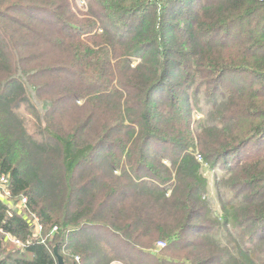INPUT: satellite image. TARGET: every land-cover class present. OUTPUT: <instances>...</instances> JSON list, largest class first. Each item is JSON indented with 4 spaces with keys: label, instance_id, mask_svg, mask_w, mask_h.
Listing matches in <instances>:
<instances>
[{
    "label": "trees",
    "instance_id": "16d2710c",
    "mask_svg": "<svg viewBox=\"0 0 264 264\" xmlns=\"http://www.w3.org/2000/svg\"><path fill=\"white\" fill-rule=\"evenodd\" d=\"M0 172V264H264V0H0Z\"/></svg>",
    "mask_w": 264,
    "mask_h": 264
},
{
    "label": "built area",
    "instance_id": "2783aa9c",
    "mask_svg": "<svg viewBox=\"0 0 264 264\" xmlns=\"http://www.w3.org/2000/svg\"><path fill=\"white\" fill-rule=\"evenodd\" d=\"M196 159L198 162L202 163V158L199 154H196ZM11 191H10V178L7 175H4L0 172V200L8 204V206L15 210L21 211L22 214H25V211L27 210V199L23 198L20 202L13 203L11 200ZM34 225H35V231L39 232L42 230V227L38 225L37 219H34ZM57 228L55 227L53 231L55 232ZM13 243L16 245L17 248H24V245L16 239H12ZM166 244L164 242H159L158 247L159 248H165ZM77 261H79V258H76Z\"/></svg>",
    "mask_w": 264,
    "mask_h": 264
},
{
    "label": "rangeland",
    "instance_id": "374dc122",
    "mask_svg": "<svg viewBox=\"0 0 264 264\" xmlns=\"http://www.w3.org/2000/svg\"><path fill=\"white\" fill-rule=\"evenodd\" d=\"M79 8L81 10H87V5L85 2L80 1V3L78 4ZM204 109V113H201L197 110L193 111V122L196 124V126H198L204 119H205V114L207 112H209V108L207 107H203ZM199 154L197 152L194 153V155ZM203 173L205 175V177L208 179V183H209V199L211 201V204L213 206V208L215 209V213L217 215H220V207H219V200L215 191V186H214V178L215 175L218 174V172H212L208 169V167H203ZM224 192V191H223ZM16 246L13 248L15 249Z\"/></svg>",
    "mask_w": 264,
    "mask_h": 264
},
{
    "label": "water",
    "instance_id": "95a60500",
    "mask_svg": "<svg viewBox=\"0 0 264 264\" xmlns=\"http://www.w3.org/2000/svg\"><path fill=\"white\" fill-rule=\"evenodd\" d=\"M54 255L57 259V264H65L64 258L59 254V246L58 245H56L54 247Z\"/></svg>",
    "mask_w": 264,
    "mask_h": 264
},
{
    "label": "crops",
    "instance_id": "0c3cea01",
    "mask_svg": "<svg viewBox=\"0 0 264 264\" xmlns=\"http://www.w3.org/2000/svg\"><path fill=\"white\" fill-rule=\"evenodd\" d=\"M16 251V249H12V253H14Z\"/></svg>",
    "mask_w": 264,
    "mask_h": 264
}]
</instances>
